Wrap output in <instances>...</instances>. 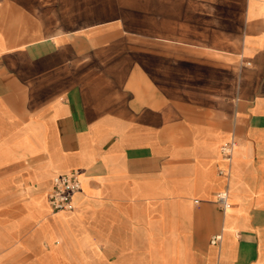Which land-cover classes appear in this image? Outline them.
<instances>
[{
	"label": "crops",
	"instance_id": "0c3cea01",
	"mask_svg": "<svg viewBox=\"0 0 264 264\" xmlns=\"http://www.w3.org/2000/svg\"><path fill=\"white\" fill-rule=\"evenodd\" d=\"M0 264H264V0H0Z\"/></svg>",
	"mask_w": 264,
	"mask_h": 264
},
{
	"label": "built area",
	"instance_id": "2783aa9c",
	"mask_svg": "<svg viewBox=\"0 0 264 264\" xmlns=\"http://www.w3.org/2000/svg\"><path fill=\"white\" fill-rule=\"evenodd\" d=\"M235 145L236 141L232 138L229 141L224 142L220 146V153L222 156L230 159ZM79 190L80 176L77 170H71L54 175L48 195L50 207L53 211L71 210L73 208V195ZM216 202L223 210L230 207L226 191H220L216 194ZM218 238V236H214L212 238V242H215Z\"/></svg>",
	"mask_w": 264,
	"mask_h": 264
}]
</instances>
